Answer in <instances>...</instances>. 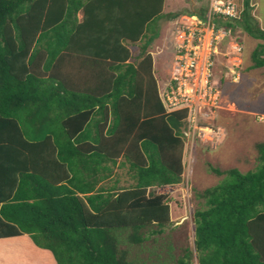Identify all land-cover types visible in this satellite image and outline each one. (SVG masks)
Instances as JSON below:
<instances>
[{
    "label": "trees",
    "instance_id": "1",
    "mask_svg": "<svg viewBox=\"0 0 264 264\" xmlns=\"http://www.w3.org/2000/svg\"><path fill=\"white\" fill-rule=\"evenodd\" d=\"M164 1L0 0V238L28 234L56 264H139L114 231L128 230L136 244L165 232L170 202L147 188L182 180L187 109L167 112L151 54L126 63L131 50L122 43L179 15L164 14ZM236 1L239 18L218 24L263 40L252 59L264 66V29L250 0ZM74 2L81 23L69 16ZM90 40L95 59L114 61L104 81L84 87L61 73L56 58L86 41L92 48ZM107 44L113 53L102 50ZM256 146L255 169L212 166L225 177L199 193L193 244L150 250V264H193L194 250L198 264H264V142ZM123 164L133 182L104 185Z\"/></svg>",
    "mask_w": 264,
    "mask_h": 264
},
{
    "label": "rangeland",
    "instance_id": "2",
    "mask_svg": "<svg viewBox=\"0 0 264 264\" xmlns=\"http://www.w3.org/2000/svg\"><path fill=\"white\" fill-rule=\"evenodd\" d=\"M211 1L165 0L164 9L163 7L162 9L164 14L178 13V16L185 15L187 17H189L190 13H197L202 9L204 11L203 16H205ZM239 1L242 5L243 0ZM235 2L238 5V1L235 0ZM250 6L256 23L264 29V0H250ZM236 18H239L238 14L230 21L234 22ZM225 20L220 21L225 22ZM156 24L158 25L157 37L151 39L152 41L147 45L149 47L143 49L142 52L140 51L142 43L136 42L138 45L132 48L131 60L137 61L135 59L137 55H140L141 58L143 56L141 59L143 60L146 58L147 53H150L153 60L154 75L158 79L159 84L162 85L169 78L171 63L174 59L173 19H168L167 15H165V17L156 19ZM157 25H155V28ZM222 25L226 27L227 24L223 23ZM153 32L156 33V29ZM153 32L150 30L147 38ZM230 37L232 42H241L244 45V49L241 68H239L241 71L239 81L234 82L231 79L224 78L223 68L222 71L217 72L215 75L216 83L221 87L224 98L223 107L219 109L216 121L225 128V132L221 134L214 145H204L200 142H196L195 146L189 145L187 148L188 154L191 152V156L196 159V162L187 182L182 181L181 185L175 183L171 185H153L147 188L148 194L151 192L158 193L157 191L159 190H163L161 193L166 192L164 194H166L171 207V223H168L169 225L166 226L162 235L157 236L156 242L148 239L142 244L126 240L128 230L118 229L114 231V235L116 237L119 235L121 239L120 247L127 249L128 259L137 257L139 264H150L152 259L148 257V252L150 250L154 251L159 246L161 249L159 248L160 250L157 249L155 251L160 253L166 249L168 244H172L176 251L178 250L177 246L193 244L195 223L192 215L204 204V199L199 196V193L206 187L218 184L225 177V174H216L212 166L223 171L237 168L242 172H247L255 169L259 163L256 145L264 142V116L260 118V116L257 117V114H264V66H254L255 61L252 59V53L263 40L247 33L239 25L235 29L232 27ZM262 56H264V52H262ZM191 148H193L192 151H190ZM182 162L187 168L186 159H182ZM129 168L128 164L121 165L116 170V176L107 179L103 184L110 186L115 179L119 178L121 185L128 186L129 183L133 182L130 179ZM186 168L183 172L185 176L187 175ZM161 236L162 239H160ZM26 237L31 238L28 235ZM17 239L23 240L20 237L14 240ZM159 240H161V244H159ZM34 244L36 245V243ZM36 246L41 249L38 245ZM48 251L51 252L50 250ZM32 252L30 250L29 254H25V258L23 257L25 264H32L37 260V256L35 257ZM51 254L53 255L52 252ZM194 254L193 264H198L195 250ZM0 261L4 260L0 259Z\"/></svg>",
    "mask_w": 264,
    "mask_h": 264
},
{
    "label": "built area",
    "instance_id": "3",
    "mask_svg": "<svg viewBox=\"0 0 264 264\" xmlns=\"http://www.w3.org/2000/svg\"><path fill=\"white\" fill-rule=\"evenodd\" d=\"M237 14L235 0H212L204 18L191 15L174 22V59L163 102L167 112L187 109L188 129L184 132L189 145L195 146L197 141L214 145L223 133L216 121L223 95L215 75L223 68L224 78L240 79L243 46L232 42L231 28L218 21L231 20ZM187 160L190 167L191 152Z\"/></svg>",
    "mask_w": 264,
    "mask_h": 264
},
{
    "label": "crops",
    "instance_id": "4",
    "mask_svg": "<svg viewBox=\"0 0 264 264\" xmlns=\"http://www.w3.org/2000/svg\"><path fill=\"white\" fill-rule=\"evenodd\" d=\"M77 5V2L71 3V8L75 9V6ZM59 6L61 7V4H59ZM69 5H66V8ZM164 9V8H163ZM72 14H70V18L73 19H77V23H81L84 21V12L81 8H78L77 10H72L71 11ZM154 29H156V34L154 36V38L157 37V32H158V25L157 27H151V32L154 31ZM153 36V33L150 35L149 38L148 34L144 35V37L142 36V38H140L137 41H130L128 39H122V43L125 47L129 48L131 50V57L126 60L127 62H132V48H135L139 42L142 43V46L140 47V51L142 52L143 49L148 48L149 46H147L149 44V42H151V38ZM144 40V41H143ZM139 41V42H138ZM87 42V41H86ZM84 43V45L82 44L80 47H78L75 50L66 52V49H62L61 52L57 55V68L61 71L62 74L65 75V77L67 75L72 76L71 81L70 82H80V84L84 87H91L92 84L97 83L99 80L100 81H104L105 78L107 76L110 75V71H111V62L114 61V59L111 57L110 58L113 60L111 61L110 58H108L107 60L102 59V58H96L93 57L89 51H91L92 53H96V49L97 46H95V42L93 40H90L88 43L91 44L93 47L92 48H88L87 43ZM138 42V43H136ZM111 46L107 44L106 46H103L102 50H104L107 53H113V51L111 50ZM125 48L122 49L121 53H123ZM110 50V51H109ZM126 50V49H125ZM126 53V52H125ZM60 58V60H59ZM143 58V56H142ZM140 57V55H137V57H135V59L137 61H140L142 59ZM91 60V61H90ZM115 62L117 63V60H115ZM152 65H153V60H152ZM155 65V63H154ZM78 70H85L86 74L84 77L79 75V71ZM106 73V74H105ZM71 74V75H70ZM65 80H68L67 78H65ZM92 80H96L97 82L94 83H89ZM235 82V81H234ZM234 105V103H232ZM97 111H94L92 113V116L95 115ZM109 117H108V123L110 124L112 121V113L109 112L108 113ZM117 168L115 169V173H116ZM116 176V174H115ZM26 235L28 234H24L21 236H15V237H8L11 238L12 240L20 237V239H26V243L30 245V250L33 251L32 253L35 254V257L37 256V260L32 263V264H56V259L54 257V255L51 254V252H49L47 249L45 248H38L34 242L31 240L32 238H28L26 237ZM29 236V235H28ZM30 237V236H29ZM3 239L7 238H0V240L2 241ZM10 239V240H11ZM33 248V249H32ZM5 256L6 255H2L0 256V259L5 261Z\"/></svg>",
    "mask_w": 264,
    "mask_h": 264
},
{
    "label": "bare ground",
    "instance_id": "5",
    "mask_svg": "<svg viewBox=\"0 0 264 264\" xmlns=\"http://www.w3.org/2000/svg\"><path fill=\"white\" fill-rule=\"evenodd\" d=\"M10 239L7 238L8 241L6 239L0 241V254L4 253L2 255H6L5 261H0V264H25L23 257L25 258V254H29L31 249L30 243L27 244L25 240Z\"/></svg>",
    "mask_w": 264,
    "mask_h": 264
},
{
    "label": "clouds",
    "instance_id": "6",
    "mask_svg": "<svg viewBox=\"0 0 264 264\" xmlns=\"http://www.w3.org/2000/svg\"><path fill=\"white\" fill-rule=\"evenodd\" d=\"M163 8H164V5H163ZM197 14V13H196ZM195 13H190V15L189 16H191V15H195V16H198V15H196ZM185 15H181V16H177L176 18H174L173 19V24H172V28L174 29V22L177 20V19H179V18H183ZM199 18H204L205 16H202V17H200V16H198ZM174 36V35H173ZM241 43V42H240ZM242 44V43H241ZM242 46H243V48H244V45L242 44ZM172 62H173V60H172ZM171 66H172V63H171ZM240 68H241V66H240ZM240 73H241V71H240ZM240 77H241V74H240ZM239 81V80H238ZM236 82V81H235ZM224 102V98H223V101H222V103ZM222 107H223V105H222ZM221 107V108H222ZM259 116H264V114H257V117H259ZM218 124V123H217ZM219 126H221L222 127V129H223V132H225V128L221 125V124H218ZM203 144H205V145H210L209 143H203ZM188 155L189 154H187L184 158H183V160L184 159H186V162L188 161L187 159H188ZM195 162H196V159L195 158H193V162H192V164L190 165V167H189V169H188V167L186 168V170H187V175L185 176L184 175V173H183V176H182V180L180 181V182H178V183H176L177 185L179 184V185H181V182L182 181H188L189 180V178H190V176H191V174H192V168H193V165L195 164ZM190 170V171H189ZM170 185L171 184H175V183H169ZM168 184V185H169ZM165 185H167V184H165ZM160 186V185H159ZM163 190H159V191H157L158 193H161ZM164 193H166V192H164ZM163 193V194H164Z\"/></svg>",
    "mask_w": 264,
    "mask_h": 264
}]
</instances>
